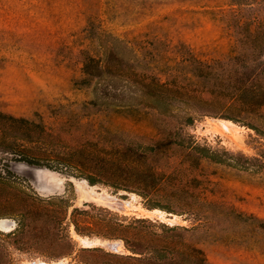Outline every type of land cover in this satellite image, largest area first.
Masks as SVG:
<instances>
[{"label": "rangeland", "instance_id": "obj_1", "mask_svg": "<svg viewBox=\"0 0 264 264\" xmlns=\"http://www.w3.org/2000/svg\"><path fill=\"white\" fill-rule=\"evenodd\" d=\"M253 30L264 32V0H0V164L18 155L104 179L102 156L117 155L106 151L185 144L149 157L165 181L148 198L102 182L80 196L71 181L64 194L45 197L0 170V218L17 220L0 229V264L100 262L80 251L90 246L75 236L76 222L98 232L86 235L99 241L92 246L128 253L122 239L103 235L98 207L197 226L209 264H264V106L234 120L225 106L206 104L195 124L181 125L185 107L164 113L151 104L157 83L203 100L227 96L220 91ZM219 118L239 130L223 131ZM193 140L225 161L193 164ZM187 191L206 202L201 220L174 211L178 195L193 200ZM98 193L129 202L111 205Z\"/></svg>", "mask_w": 264, "mask_h": 264}, {"label": "trees", "instance_id": "obj_2", "mask_svg": "<svg viewBox=\"0 0 264 264\" xmlns=\"http://www.w3.org/2000/svg\"><path fill=\"white\" fill-rule=\"evenodd\" d=\"M246 26L248 27V24ZM257 27L259 29L262 26ZM246 42L248 45L243 57L241 55L234 57L229 71V82L220 91L227 96L203 100L184 88H173L164 83H157V88L152 94L154 101L151 103L152 106L160 108L164 113L169 112L168 106L175 105L179 109L185 107L184 112H177L181 125L195 124L204 111H208L204 108L206 104L225 106L235 113L228 115L234 120H238L236 113L244 115L256 112L264 106V32L249 31ZM88 71L91 74L95 73L93 70ZM254 128L260 131L256 126ZM173 144L185 147L182 141L170 139L158 140L154 144L140 143L136 147L130 146L124 150L106 151L105 154H117L114 157L105 155L101 158L107 176L104 179L92 174L85 176L92 184L102 182L117 190L137 191L144 198H148L162 188L165 181L164 174L159 173L149 163V157L168 151ZM189 150L191 161L195 165L200 163L201 158L225 161L217 156L216 151L208 146H202L197 140L192 141ZM82 151L85 152V148H82ZM186 193L193 200H188L186 195H178L179 206L174 208V211L192 214L201 220L205 215L206 202L193 192ZM157 205L160 204H146L150 208ZM96 209L100 228L105 229L106 234L103 235L111 239H122L128 253L108 251L101 246L81 247V252H95L103 257L100 262L94 264H209L208 256L201 246L203 237L197 226L171 225L148 217L121 215L106 207ZM77 210L81 214H87L88 211L85 208ZM75 227L76 231L84 236L98 233L92 228L90 230L87 226H81L78 222L75 223Z\"/></svg>", "mask_w": 264, "mask_h": 264}, {"label": "water", "instance_id": "obj_3", "mask_svg": "<svg viewBox=\"0 0 264 264\" xmlns=\"http://www.w3.org/2000/svg\"><path fill=\"white\" fill-rule=\"evenodd\" d=\"M9 161L10 169L18 176L29 181L32 187L45 197L64 194L68 181L73 182L79 195L83 189H95V184H92L85 175L66 174L48 164L32 162L28 159L12 158ZM88 203L89 199H85V204L89 205ZM16 226V219L10 217L0 218V229L11 231Z\"/></svg>", "mask_w": 264, "mask_h": 264}, {"label": "bare ground", "instance_id": "obj_4", "mask_svg": "<svg viewBox=\"0 0 264 264\" xmlns=\"http://www.w3.org/2000/svg\"><path fill=\"white\" fill-rule=\"evenodd\" d=\"M216 121V124L218 125V127H220L223 131H228V132H237L239 130V125H237L235 122H233L232 120L229 119H223V118H219V119H214ZM99 196L101 197V200H103L105 203H109L111 205H122L124 202H129V200H122V199H118L115 196H108V195H103L98 193ZM121 198V197H119ZM125 204V203H124ZM151 212H160V209H153L150 210ZM177 219V216H174V218H170V220H175ZM74 234L76 237H78L81 242L85 245V246H92L95 245L96 243H98L99 241L97 239H91L88 236H81L80 234H78L75 230H74ZM120 243L122 244V241H120ZM32 264H68L66 260L62 259L59 260L57 262H44V261H39V262H33Z\"/></svg>", "mask_w": 264, "mask_h": 264}, {"label": "flooded vegetation", "instance_id": "obj_5", "mask_svg": "<svg viewBox=\"0 0 264 264\" xmlns=\"http://www.w3.org/2000/svg\"><path fill=\"white\" fill-rule=\"evenodd\" d=\"M12 158H17V159H25V158H23V157H21V156H18V155H14V156H12V155H5V157L4 158H2V160H1V166H0V170H1V172H2V174H4V175H11V176H15V177H19V178H22V177H20V176H18L17 174H15L11 169H10V159H12ZM30 161H32V160H30ZM32 162H34V161H32ZM49 165V164H48ZM51 167H53V168H56V169H58V170H60V171H62V172H64V173H66V174H68V168L66 169V167L67 166H62L61 168L60 167H56V166H53V165H50ZM22 179H24V180H26L25 178H22Z\"/></svg>", "mask_w": 264, "mask_h": 264}]
</instances>
